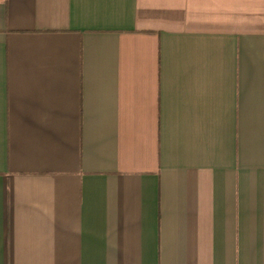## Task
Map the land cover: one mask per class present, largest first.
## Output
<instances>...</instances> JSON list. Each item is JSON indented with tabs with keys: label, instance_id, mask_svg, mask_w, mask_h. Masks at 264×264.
<instances>
[{
	"label": "crops",
	"instance_id": "crops-1",
	"mask_svg": "<svg viewBox=\"0 0 264 264\" xmlns=\"http://www.w3.org/2000/svg\"><path fill=\"white\" fill-rule=\"evenodd\" d=\"M0 264H264V0H0Z\"/></svg>",
	"mask_w": 264,
	"mask_h": 264
}]
</instances>
